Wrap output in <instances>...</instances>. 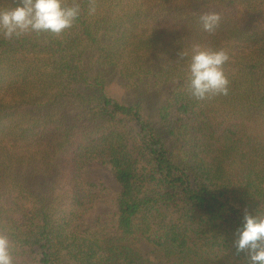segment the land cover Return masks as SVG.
<instances>
[{
    "label": "trees",
    "instance_id": "1",
    "mask_svg": "<svg viewBox=\"0 0 264 264\" xmlns=\"http://www.w3.org/2000/svg\"><path fill=\"white\" fill-rule=\"evenodd\" d=\"M65 2L80 14L61 35L0 33V232L16 264H152L130 238L179 264H248L233 241L245 210L264 212V0ZM194 43L227 51L226 95H191ZM89 162L120 186L115 234L81 227Z\"/></svg>",
    "mask_w": 264,
    "mask_h": 264
},
{
    "label": "clouds",
    "instance_id": "2",
    "mask_svg": "<svg viewBox=\"0 0 264 264\" xmlns=\"http://www.w3.org/2000/svg\"><path fill=\"white\" fill-rule=\"evenodd\" d=\"M79 14V5L65 0H17L10 7L0 2V33L8 38L29 32L58 36L73 26ZM219 21L216 12L201 16L203 28L209 33L215 31ZM182 54L188 58L187 86L192 96L205 99L228 93L229 80L223 69L229 59L226 50L194 43ZM233 243L237 252H247L248 264H264V212L245 210ZM0 264H16L12 242L5 232H0Z\"/></svg>",
    "mask_w": 264,
    "mask_h": 264
},
{
    "label": "rangeland",
    "instance_id": "3",
    "mask_svg": "<svg viewBox=\"0 0 264 264\" xmlns=\"http://www.w3.org/2000/svg\"><path fill=\"white\" fill-rule=\"evenodd\" d=\"M112 92L125 99L131 98V95H125L126 92L119 87H111ZM133 98V97H132ZM132 100V99H130ZM261 120L264 121L260 116ZM82 178L85 182H94L95 187L90 188L92 195L91 202L87 204L85 211L82 212L81 227L95 226L107 234L116 233V204L115 200L120 192V186L116 182L112 170L109 166L97 162H89L82 170ZM170 217L174 215H169ZM183 222L182 220H178ZM97 224H101L98 226ZM131 239L132 248L138 253L139 257L152 264H179L172 258L165 257L161 251L143 239Z\"/></svg>",
    "mask_w": 264,
    "mask_h": 264
}]
</instances>
